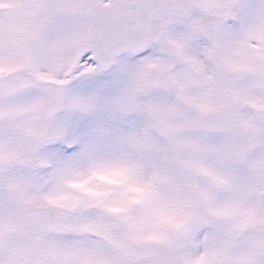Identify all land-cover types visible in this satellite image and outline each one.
I'll use <instances>...</instances> for the list:
<instances>
[{"label":"snow or ice","instance_id":"snow-or-ice-1","mask_svg":"<svg viewBox=\"0 0 264 264\" xmlns=\"http://www.w3.org/2000/svg\"><path fill=\"white\" fill-rule=\"evenodd\" d=\"M0 264H264V0H0Z\"/></svg>","mask_w":264,"mask_h":264}]
</instances>
